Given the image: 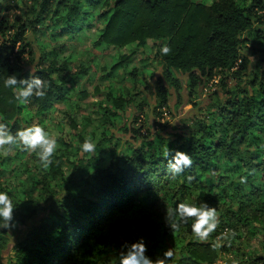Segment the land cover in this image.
I'll use <instances>...</instances> for the list:
<instances>
[{
  "label": "trees",
  "instance_id": "obj_1",
  "mask_svg": "<svg viewBox=\"0 0 264 264\" xmlns=\"http://www.w3.org/2000/svg\"><path fill=\"white\" fill-rule=\"evenodd\" d=\"M32 1L41 7L38 14L32 9L35 20L20 17L12 21L0 15V122L8 124L13 133L31 126H24L31 118L26 110L29 105L44 116L40 120L43 124L48 115L57 111L55 103L68 99L65 79L52 63L33 74L49 83L45 98L33 97L27 105H20L14 89L4 87L9 75H32L23 72L26 59L34 55L27 38L29 27L39 33L45 28L73 33L95 22L104 27L95 44L98 47L121 49L134 45L145 50L153 41L155 58L165 68L164 78L157 82L159 107L169 102V91L163 82L180 89L172 70L189 75L191 92L203 79L213 78L216 71L227 72L238 81L228 88L224 101L213 104V111L208 110L187 132L173 139L160 135L157 141L130 145L119 153L112 148V139L102 133L95 137H100L97 158L87 154L86 161L80 163L69 158L72 166L67 169L61 166V156H71L77 145H71L65 136L58 138L59 149L50 169L43 171L36 166L39 173L31 170L28 175L33 186L26 188L19 179L15 195L7 190L16 207L17 226L36 215L42 202L48 205L38 224L13 249L9 264H109L107 254L111 247L120 245L119 236L129 237L141 226V234L152 245L147 255L155 260L168 247L158 239L151 215L140 214L137 201L145 197L152 208L163 194L174 199L194 191H198V200L217 208L221 224L205 243L192 239L191 233L187 235L181 228L172 231L162 224L164 240L176 239L180 249V257L171 263L218 264L228 256L229 264H264V70L253 75L249 88L243 85L241 69L235 71L238 62L246 61L243 46L264 45V34L254 28L264 2L214 0L207 5L194 0ZM251 32H255L253 41L247 37ZM165 41L172 49L167 56L159 51ZM136 54L133 51L130 56L123 55L118 65L132 61ZM62 69L68 70L69 66ZM112 99L119 109L125 106L123 98ZM67 121L72 130L75 120L68 117ZM59 127L64 134L66 128L63 124ZM77 138L80 143L85 139L81 134ZM168 148L172 154L166 159L164 152ZM16 149L14 158L21 163L28 152ZM175 151L189 154L193 165L174 177L168 160ZM14 158H1L0 174ZM241 177L246 178L245 183L240 182ZM225 229L235 230V238L230 246L222 241L225 246L213 250L211 245L218 242L215 236ZM7 231L0 228V260L6 249ZM132 239L134 236L127 242ZM253 241L260 242V250L254 249Z\"/></svg>",
  "mask_w": 264,
  "mask_h": 264
},
{
  "label": "rangeland",
  "instance_id": "obj_2",
  "mask_svg": "<svg viewBox=\"0 0 264 264\" xmlns=\"http://www.w3.org/2000/svg\"><path fill=\"white\" fill-rule=\"evenodd\" d=\"M194 1L209 5L214 0ZM262 1L264 2V0ZM32 9L35 10V14L41 11L40 5H36L32 0H0V15L12 21H16V18L20 17L35 20L36 17L32 13ZM49 19L47 22L50 21ZM255 20L254 28L264 34V9L257 12ZM39 28L42 29V27ZM103 28L95 22L85 25L83 29L73 33H62L60 28L55 30L45 28L39 33L36 28H28L27 38L33 47L34 55L32 58L26 59L23 72L33 75L52 63L57 71L61 72V78L65 79L64 85L68 89L67 101L65 103L61 100L57 101L55 103L57 111L48 115V120L43 123L47 127L46 130L57 140L61 136H65L71 145L72 143L77 145L74 146L75 149L72 150L71 156H61V166H65L67 169L72 166L69 158L80 163L85 162L89 157L87 153H81L79 145L82 143L77 141L78 134L85 138L91 137L97 145L100 137L98 139L95 137L103 133L106 138L112 139L115 147L111 146L119 153L130 145L140 146L146 140L157 141L160 135L173 139L175 135L187 132L190 127H193L195 121L199 120L198 118L208 113V110L213 111L211 109L213 104L224 101L228 88L233 87L238 81L235 82L227 72L216 71L213 78L203 79L195 92H191L189 75L172 70L174 78L180 84V89L177 90L168 82H163L169 91V102L167 105L159 107L157 82L164 78L165 68L155 58L154 42L149 41L145 50H138L134 45L121 49L98 47L95 44ZM247 37L253 41L255 32H251ZM254 43L256 44V42ZM133 51H137L135 59L118 65L123 55L130 56ZM242 53L246 57V61L238 62L235 71L241 69L243 85L249 88V82L253 75L257 71L264 70V45L253 47V43L247 44L243 46ZM116 65L118 67L115 68ZM64 66H69V69L63 70ZM112 97L123 98L125 106L119 109L114 104ZM26 110L31 113V118H27L28 122H24V126L28 123L43 125L40 120L42 122L44 116L36 113L31 105ZM68 117L75 120L73 123L75 127L72 126V130L68 128L70 127L67 121ZM136 118L137 122H135ZM59 124H63L66 128L63 130L64 134H61ZM74 135H77L75 141H70ZM16 150L7 156L14 158ZM98 152V147H96L95 154H91V156H98ZM2 157L3 155L0 154V161ZM33 161L36 162V165ZM36 166L38 167L39 163L34 153H25L21 163L18 161L16 163L14 158L8 163L6 171L0 174V191L10 190L12 195H15L19 179L26 183V188L33 186V181L28 179V175L31 170L39 173ZM26 171L28 172L25 173ZM61 183L58 180V184ZM37 194L35 191V196ZM197 197L198 191L197 193L195 191L187 192L186 195H178L174 199L163 194L156 206L152 208L151 203H148L145 197H141L136 203L140 214L151 215L158 228V239L168 249L172 248L176 259L180 257L176 239L168 237L167 240H164L162 237V227L164 226L162 224L165 223L166 209L175 207L179 202L201 203ZM47 206L42 202V208L36 215L7 231L6 249L1 256L0 264L10 263L13 249L26 238L27 233L34 225L38 224V221L45 215ZM134 214L136 216V213ZM180 228L187 231V235L191 233L190 224ZM141 233L142 226L129 237L120 235V245L109 249L107 257L110 261L107 263L117 262L118 252L121 251L122 245L127 242L128 238L131 240L133 236V242L140 237L144 238ZM191 238L194 239L193 236ZM144 240L150 250L152 245L145 238ZM187 240H189L188 237ZM251 244L255 250H260L259 241H253ZM229 260L228 256L222 257L218 264H229ZM170 264L173 263L170 262Z\"/></svg>",
  "mask_w": 264,
  "mask_h": 264
},
{
  "label": "clouds",
  "instance_id": "obj_3",
  "mask_svg": "<svg viewBox=\"0 0 264 264\" xmlns=\"http://www.w3.org/2000/svg\"><path fill=\"white\" fill-rule=\"evenodd\" d=\"M160 53L167 56L172 49L167 41L162 43ZM4 87L14 89V96L20 105H27L33 97L43 99L47 95L50 87L46 80L38 76L31 75L28 78H18L16 75H9L4 80ZM81 153L95 154L96 142L91 138H85L79 145ZM19 148L21 151L34 153L43 171L50 169L54 163V158L59 149L58 140L44 126L33 124L19 129L13 133L8 124L0 122V154L7 156L10 152ZM172 154L169 148L165 150L166 159ZM174 160V163H173ZM193 160L185 152L175 151L172 159L168 160V168L175 177L184 172V169L191 168ZM241 183L246 182L245 177H241ZM16 207L12 196L7 191H0V228L12 230L17 227L15 220ZM165 223L172 231L179 230L182 226L190 224L191 234L198 242L205 243L214 237L221 224L220 213L216 207L210 206L206 202L185 203L179 202L173 208L166 209ZM236 236L235 230L225 229L219 236H215L217 243L211 246L213 250L224 247L222 241L231 243ZM148 247L143 237L134 242L122 245L118 254V264H170L175 258L172 248L167 249L163 256L153 260L147 255Z\"/></svg>",
  "mask_w": 264,
  "mask_h": 264
}]
</instances>
